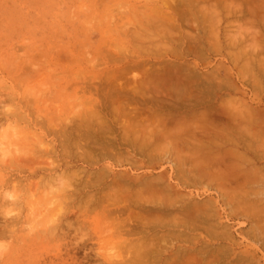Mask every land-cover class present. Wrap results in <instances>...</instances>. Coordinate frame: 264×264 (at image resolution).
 <instances>
[{
    "label": "rangeland",
    "instance_id": "374dc122",
    "mask_svg": "<svg viewBox=\"0 0 264 264\" xmlns=\"http://www.w3.org/2000/svg\"><path fill=\"white\" fill-rule=\"evenodd\" d=\"M146 79L152 92L132 94ZM113 107L198 116L193 165L214 177L184 183L133 150ZM161 175L177 185L166 206L96 203L98 178L116 189ZM189 209L194 228L173 247L264 264V0H0V264H132L121 233L144 223L127 212L162 226Z\"/></svg>",
    "mask_w": 264,
    "mask_h": 264
},
{
    "label": "bare ground",
    "instance_id": "6f19581e",
    "mask_svg": "<svg viewBox=\"0 0 264 264\" xmlns=\"http://www.w3.org/2000/svg\"><path fill=\"white\" fill-rule=\"evenodd\" d=\"M182 6H184V5H182ZM184 12H186V11H184ZM176 27H177V25H176ZM145 69L146 68H141V70H143V71H145ZM163 69H165V68H163ZM146 71H148V70H146ZM177 72H178V70H177ZM166 73H165V75H166ZM146 74H148V73H146ZM151 74H152V72H151ZM156 75L159 77L158 74H156ZM151 76L155 77V75H151ZM144 77H145V75H144ZM148 77H150V75ZM173 77H174V75H173ZM173 77H171L172 81H173ZM156 79L159 80L158 78L155 77V80ZM186 79H188V78H186ZM160 80H163V82H164L165 79H160ZM181 81H179V84L182 83ZM173 83L174 82H170L169 84H167V86L169 87V85L171 86ZM190 83L192 84L193 82H190L189 80H183L182 88L179 87V90L173 91V95H175L177 97L182 96L181 98H184L183 95L187 96V94H189L190 88H191ZM131 84L132 85L130 87L132 90V92H131L132 94H141L142 95L144 91L146 93L147 90L151 89V88H149V86L151 85L150 79H146V81L144 80L141 82H137V83H135V85H133L134 83H131ZM157 84H161V83H157ZM124 88H125V86H124ZM153 88H155L156 90L157 89L161 90L159 86H157V87L154 86ZM149 92H152V91L150 90ZM158 92L159 91H157V93ZM148 94H150V93H147V95ZM179 97L176 99H179ZM197 107H198V105H197ZM133 108H136V107H133ZM193 108L194 107L192 106V107L187 108L186 110H187V112H192ZM113 109H114V107H113ZM131 109L129 111H127V110H124V108H119V109L115 108L112 111L114 112V114H118L120 116L123 115V118H124V120L122 121V126H123L122 137H124L123 141L125 143H128L133 148V150H136V152H138L139 154L145 155V157H147L148 159H151L154 161H157L159 159L160 161H165V162L170 163L172 165L171 168L175 171L174 173H176V175L178 177L184 178L183 179L184 183L192 184V183H195V181L198 182L199 180H202L205 177L206 178H208L210 176L214 177V175L209 171V166L207 168H205L204 166L201 168H196L195 167L196 165L195 166L193 165L194 164L193 162L195 160H198L201 158V157H199L201 154H199V156L197 155L198 151L200 150V147H198V146L193 147L192 145H190V143L193 141V139H195L194 134H196V133H194V129H193L194 126L191 127L192 123H190V122L191 121L195 122L196 118L198 116H195V118H194V117H192V113H191V114H189L190 116L187 114L189 116V119L188 118L186 119V118H184L185 116H183L182 114L181 115L178 114V116L179 115L180 116H179V119L176 120L173 117L177 118L178 116L167 117L164 115H160L158 113L157 114L149 113L150 111L148 112L147 111L148 109H145L146 112H148L146 114V113H143L141 111H138L140 108L138 110H136L137 108L132 109V110ZM151 112H153V111H151ZM187 115H186V117H188ZM193 115H194V113H193ZM201 116H203V115H201ZM193 118H194V120H193ZM105 122L106 121H104V119H102L101 124H104ZM196 122H198V119ZM195 132H196V130H195ZM129 138L131 140H129ZM203 138H205V137H203ZM194 142H196V141H194ZM156 144L160 145V146L157 147ZM198 144H201V143L199 142ZM202 149H204V147H202ZM100 152H102L101 154L108 153V152H110V154H112V155L115 154L113 152V150H104V151L102 150ZM206 154H208V153L206 152ZM205 156L206 155L204 154L203 157L205 158ZM206 159L209 160L210 158H206ZM203 162L205 164V161H203ZM184 175L187 176V178H185ZM127 178H129V177H127ZM97 180H96L95 185H93V187L96 190H98L97 193L99 195L96 203L97 204L98 203L106 204V206H111L114 208L117 207L118 204H125L124 205L126 207L125 209H127L126 204L132 205V206L135 205L136 207L137 206H143L144 207V205H147V204H157L158 206H166L167 204H170L174 200V199H172V197H174V196L173 195L170 196L169 193L173 192L172 191L173 188L176 190L175 187H177V185L173 186L170 183V181H171L170 177H168V176L164 177L163 175H161L158 178L150 179V180L137 179V180L130 182L127 179L128 181H121V184L117 183L116 186H118V187L116 189L113 188L114 186L112 184L107 185L106 183H104V181L102 182V184H100L101 182H97ZM181 188H182V186H181ZM120 208H122V207H120ZM195 211H197V210H195V209L194 210L193 209L192 210H190V209L185 210V212L182 214L181 217H173L170 221H166L164 223L165 225H162V226L159 224L162 222L160 221V216L157 214L154 215V214L150 213V214H152V217L150 216L151 217L150 218L149 215L143 216V215L138 214V215L134 216L133 214L135 213V211L133 212V214L130 211H129L130 213L127 212V219H132L133 221L144 223V225L141 224V225H139L133 229H131V228L125 229L123 231V233H121V235L133 237V240H131V242H130V244H132L131 248H132L133 253H134V257H133V259H131V260H133L132 264H145V263L141 262V257H154L156 254H160L162 252H165L167 250L165 248L167 241H168V245H169V247H167V248L169 249V251L172 248H175V247H173L172 241H170L171 237L173 239L175 238L177 240L178 239L183 240V241L186 240L187 238L184 237V239H182V236L184 235L186 230L187 231L193 230V228H194L193 224L195 221L193 218V215H194ZM165 213H166V211H165ZM149 222H153V223L149 224L151 226H149L147 224ZM169 223L173 224L171 230L167 229ZM142 228H143V230H141ZM168 228H170V227H168ZM175 228H178L179 230L181 228L180 232H178L177 234H171ZM136 229H139L141 231L137 230V231H139V232H137ZM192 234H193V232H192ZM167 251H166V253H167ZM195 254H194V249L191 246H190V248H182L181 246H179L178 248H175L173 255L162 257V258L157 257L156 259H151L152 261L149 264H204L203 258L201 256L197 257Z\"/></svg>",
    "mask_w": 264,
    "mask_h": 264
}]
</instances>
